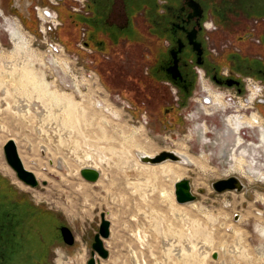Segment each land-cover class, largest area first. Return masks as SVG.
I'll return each instance as SVG.
<instances>
[{
	"label": "rangeland",
	"instance_id": "1",
	"mask_svg": "<svg viewBox=\"0 0 264 264\" xmlns=\"http://www.w3.org/2000/svg\"><path fill=\"white\" fill-rule=\"evenodd\" d=\"M64 9L71 12L67 7ZM24 11V0H0V54L7 57L14 49L16 37L23 33L31 41L30 47L36 52V57L42 56L40 59L45 61V65L35 64L36 71L44 74L52 89L57 88L58 92L70 95L79 104L76 115L80 127L79 132L72 130L70 126L67 131H60V119L64 120L66 117L63 113H59V120L51 116L44 123H39L33 116L24 119L16 117L10 110H1L0 123L6 130L0 136V185L10 190L11 193L7 194L12 198L17 199V191L26 197L24 200L31 201V204L38 203L46 211L43 218L53 214L58 218L60 227L66 226L71 230L75 238L72 246L65 245L60 235V261H67V264H86L90 258L93 237L98 232L100 215L103 213L111 226L108 242L104 241L109 257L106 260L101 259V264H179L181 261L175 258L176 253L181 250L191 253L192 248L194 253L198 251L203 253L202 257H207L199 264H264V252H261L264 251V167L258 163V158L251 151L252 145L259 144V127L244 126L238 134L241 137L239 139L243 141V146H250L245 148L246 153L241 148L235 149L231 135H225V123L221 116L223 111L211 110L208 115L201 113L202 107L196 102L201 98L198 81H194L190 93L185 95L167 81L155 83L152 88L155 92L152 94L159 96L158 99L162 100V103L159 101L161 106L157 109L154 105L155 109L150 107V111L145 107L148 112H144V107H138L139 103H135L133 95L123 91L132 87L135 78L151 71L152 65L142 59L140 49H125L123 58L106 60L111 68L102 64L98 66L99 60H104L109 54L95 51L97 49L91 46H86L85 49L78 47L79 42L85 44L88 38V34L85 38L86 33L81 30L85 26L82 23L80 29L78 28L79 37L74 45L76 48L71 46L65 49L59 45L55 46L56 50L53 47L48 50L50 44H61L62 35H67V31H64L67 26L64 23L66 21L65 24H69L68 20L62 21L59 32L46 33L47 43H42V35L36 31L38 26L22 21L20 14L25 13ZM61 50L66 55L69 68L53 70L48 66V56L55 57ZM8 57L10 60L11 57ZM107 70L113 78L107 79ZM5 78V87L8 86L7 90L11 94L6 99L8 102L3 100L0 106L4 102L12 106L16 97L23 101L26 96L17 94L23 89H18L16 78ZM150 80L153 81L151 77ZM12 83L14 87L11 86ZM206 83L224 93L226 98L231 97L236 104L238 101L244 103L245 93L234 94L233 90H226L210 82L208 78ZM96 99L106 101L119 114V118L110 120L111 115L106 111L94 110ZM169 105L175 108L176 115L171 121H168L170 118L163 112V108ZM82 107L88 111L86 120L82 118ZM255 107L264 111L263 103L258 102ZM255 111L257 112L255 108H249L246 115ZM239 113L244 112L241 110ZM239 113L236 111L235 114ZM92 115L95 116L93 123ZM101 115L108 118L111 127L110 129L109 125L105 126V142H102L98 127V123H102L99 122ZM243 117L245 119V113ZM40 125L45 130L41 135L37 134ZM122 128L128 134L139 129V140L145 144L152 143L150 152L153 155L161 151L174 152L180 146L198 163L200 160L197 157L201 153L208 155L206 163L203 162V170L197 165H188L186 175L181 177L191 182L192 192L196 196L193 203H197L196 205H191L192 202L184 205L175 202L174 194H171L175 182L171 177L160 176L159 172L156 176L150 173L148 175L145 174L146 170L136 169L134 165L130 168L129 164L134 162L132 159L120 170L114 166L117 158L111 147L119 151L117 146ZM10 137L15 140L19 157H23L31 170L40 173V185L36 189L20 183L7 166L2 141H7ZM101 146L104 147L102 150ZM232 147L237 156L244 157L243 169L248 177L232 170V159L229 156ZM86 153L94 154L96 161L94 160L93 165L100 172L95 183H88L79 175L80 166L85 163L81 158ZM60 159L68 165L67 168L59 169L57 163ZM137 161L141 162L138 157ZM5 166L13 175L4 171ZM231 176L239 180L242 187L240 191L217 193L213 190V182ZM156 179H159L158 182ZM42 181H46V185H42ZM101 183L106 185L105 191L100 189ZM5 197L8 199V196ZM28 207L31 208L30 204ZM213 254L217 258H213ZM191 262L198 264L190 257L183 263Z\"/></svg>",
	"mask_w": 264,
	"mask_h": 264
},
{
	"label": "flooded vegetation",
	"instance_id": "2",
	"mask_svg": "<svg viewBox=\"0 0 264 264\" xmlns=\"http://www.w3.org/2000/svg\"><path fill=\"white\" fill-rule=\"evenodd\" d=\"M71 2L76 5V0H24L25 13L20 14L21 19L28 25L38 26V7L48 6L57 12L58 17L61 7L67 6L73 16H80L85 20L86 27L81 30L88 34L95 48L140 49L142 59L152 65L151 71L149 69L150 72L135 78L132 87L123 91L128 95L131 93L135 103H139L138 107H144V112L150 111V107L153 110L159 109L162 103L159 96L152 94L155 91L150 85L151 80L149 81L150 77L155 81L154 71L157 69L159 73L156 76L164 75L169 79H160L156 83L167 81L175 88L177 86L173 83H180L182 88L179 91L183 95L194 81H198L201 98L196 102L202 107L201 113L208 115L211 110L223 111L221 116L225 125L233 129L235 138H238L233 147L246 151L238 135L244 127L240 120L244 113L235 114L244 108L207 84L206 78L238 95L245 93L243 79L246 78H252L264 88V0H85L78 11L71 9ZM60 23L62 26L61 21ZM105 60H111V56L108 55ZM174 60L181 76L176 80H172L167 72ZM196 68L201 73L200 79ZM105 74H108L107 79L113 78L108 70ZM148 81L150 84L144 83ZM227 82L232 84L229 86ZM175 88L172 89L174 92ZM153 98L155 101H152ZM262 98L259 101L264 104V94ZM259 101L255 103L258 104ZM256 104L254 108L263 119L264 111L255 107ZM174 109L170 105L163 108L165 116L170 118L168 121L176 117ZM229 114L230 117H226ZM247 123L249 127L250 122ZM233 147L229 151L232 166L233 157L237 156ZM2 186L0 185V264H58V218L53 214L43 218L46 211L38 203L31 204V201L24 200L25 196H21L15 189L17 199L12 198L7 194L10 190Z\"/></svg>",
	"mask_w": 264,
	"mask_h": 264
},
{
	"label": "bare ground",
	"instance_id": "3",
	"mask_svg": "<svg viewBox=\"0 0 264 264\" xmlns=\"http://www.w3.org/2000/svg\"><path fill=\"white\" fill-rule=\"evenodd\" d=\"M30 44H31V41L23 33H21L20 36L16 37V42L14 44V49L9 52L10 53L8 55L9 57L7 56L8 58L11 57V59L9 60V59H7V57H5V56L0 54V92H1V94H0V102L3 101V100L7 101L6 99L8 97H10V94H11V93H9L10 91H8L9 89L7 90L8 86H7V88L5 87V82H6V80H5L6 78L5 77H7L8 79L9 78H11V79L13 78L14 79V77H15L16 78L15 83L18 86V89H23L22 92H18V93L16 92V93L20 94L19 96L22 95V97L26 96V97H24L23 101L21 99L19 101V99L16 97L15 101H14L15 104H13L12 106L9 103H7L8 101L4 102L3 105L0 106V111L1 110H3V111L4 110H8L9 111L10 110L16 117H20V118L23 117L24 119H25V117L33 116L34 118H36L39 121V123H44L45 119H47V118L50 119L51 116H54L55 118H57L59 120L60 119V118H58L59 117V113H63L66 117H65L64 120L60 119L61 124L58 126L59 130L60 131L61 130H66L67 131V127L70 126L72 130H75V131L78 130V132H79V127H80L79 126V120H78V117L76 115L77 111L79 110L78 109L79 104H77L76 101L73 100L70 95L58 92L57 88L56 89L55 88L52 89L50 87L51 83L46 81V78L44 77V74L41 73L40 70H39L40 73H38L36 71L35 64L45 65V61L43 59H40L42 56L41 57H39V56L36 57V55H35L36 52L33 51V49L31 50ZM56 45H58V44H56ZM53 48L56 50L55 46ZM62 50L60 51L59 54L58 53L55 54V57L51 58L50 56H48L47 60H48V63L50 64L48 66L51 67V69L57 70V69L69 68L68 67L69 63L67 62V58L65 57L66 55L63 53L64 50L63 51ZM45 57H46V54H45ZM58 66H59V68H58ZM10 80H9V82H10ZM15 83H14V85H15ZM11 86H13V83H12ZM263 89L264 88H262V90ZM237 98H239V97H237ZM253 98H255V95L254 96L251 95L248 99L244 98V103L243 104L240 101L237 100L239 102V105H241L242 108L245 109V110L243 109V112L245 114H247L249 108L254 109V104L255 103H253V104L250 103V101ZM96 100L94 102V108H95L94 110L97 109V110H99V112H102L103 110L106 111L108 113V115H111L110 116V120L113 119V118H119V114L115 110H113L110 106H108L106 101H102V100H97L96 101ZM90 101H92V100H90ZM87 113H88V111H86L82 107V118H84V120H86V114ZM253 113L247 115V118L249 117L247 119V121L250 122V126L249 127H251V128L259 127L260 133H259V137H258L259 144L258 145H252V150L251 151L258 158L257 159L258 163L261 166L264 167V129H263L264 128V122H263L264 118L262 117L263 119H261L259 117L260 114L258 115V113L256 111H255L254 114ZM8 115H10V114H8ZM239 115H240V113H239ZM242 118L240 119V120L243 121L242 125L248 127V123H247V121H245L246 119L244 120ZM107 119L108 118L104 117V115L103 116L101 115L99 117V120H100L99 122H102V123H98V127L100 128L99 131H101V134H102V136H101V139H103L102 142H105V140H104L105 139V135H104L105 134L104 133L105 126L107 127L109 125V127H110V124L108 123ZM94 120H95V116L92 115L91 116V123H93ZM89 122H87V123H89ZM261 124H263V125L261 126ZM224 126H225V129H226L225 135L226 136L227 135H231L232 143L234 144L236 142V139H238V138H235L234 130L229 128L227 125H224ZM51 127H52V124H51ZM110 129H111V127H110ZM5 130H4V125L0 123V136L3 135ZM108 131L110 132V130H108ZM41 132H45V130L40 125L39 132H37V134L41 135ZM139 133H140V130L138 129V130L130 131V134H128V132L125 131L122 128V131L120 133L121 134L120 135L121 139L119 140V143H118L119 145L118 144H117L118 146L116 145L117 147H119V151L117 149H115L114 147H111L112 153H114L116 158H117V162L114 163V166L118 170L123 168V166H125L129 162V159H132L134 162L129 164L130 168H132L133 165H134V168L136 167V169L143 170V171L146 170L147 173L145 172V174L150 173L152 176H156L158 174V172H159L160 176L162 175L165 178L171 177L174 180V182H175L178 179H180L181 177L186 175V171H187V167L186 166H188V165H194V166L197 165L201 169L204 167L203 166L204 165L203 162L206 161L208 155L206 153H201L199 155L200 157H197L200 160L199 163H201V164H199L198 161H196L194 158H192V157H190L189 155L186 154V152L184 151V147L183 146L182 147L181 146L178 147L177 151H174V152L176 154H178V155L183 157V159L186 161L185 165L181 164L179 162L171 163V161H165V162H162V163H159V164H149V163L138 162L137 161V157L139 158V156H142V155L154 156L150 152L151 151L150 149L153 147L152 143H148V144L141 143V141L138 138V134ZM69 134H70V132H69ZM78 134L80 135V133H78ZM92 134H93V132H92ZM10 139L14 140L13 137H10L7 140H10ZM3 142L5 143L6 141L4 140V141H2V143ZM102 144L104 145V143H102ZM111 144H113V143H111ZM106 145H107V142H106ZM248 147L244 146V148H248ZM97 148H98V146H97ZM100 148L102 150V148H104V147L101 146ZM108 149H110V148H108ZM236 157H233L234 165H233L232 170L238 171V172H240V174L242 173L246 177L247 173L243 172V165H244L243 160H244V157L243 158L239 157V156H236ZM21 160L23 162L24 167L27 170L32 171L33 174L35 175V177L38 179V177H40L39 176L40 173H38V172H36L34 170H31L28 167V165L25 162V160L23 159V157H21ZM81 160L85 161V163H83L82 166H80L81 168L89 166V167L98 169L95 165H93V163L96 161L94 159V154L92 155V153H90V154L86 153L85 156H82ZM261 161H263V162L261 163ZM57 164L59 165V169L60 168H67V166H68V165H66V163L62 159H60ZM4 171L8 172L11 175H13V173H11V171L6 166L4 167ZM67 174H68V172H67ZM145 177H147V176L145 175ZM158 180H157V182H158ZM17 183L21 186V184L19 182H17ZM162 184H163V182H162ZM99 186H100V189H102L103 191L106 190V185L105 184L101 183V185H99ZM168 192H170V190ZM165 194H167V193H165ZM171 194H173V190L171 191ZM196 204L193 203V202L191 203V205H196ZM106 242H108V240ZM191 250H192L191 253H188V251H186V250H181V252L176 253L177 257H175V258L177 260L181 261L179 264H184L183 262H185V260L188 259V257H190V259L192 261L195 260L196 263L198 262V264L201 263V262H204L203 260L205 258H207V257H204V256L202 257L201 256V255H203V253H198V251H197V253H194V249L193 248ZM261 252L263 253L264 251L262 250ZM206 255H207V252H206ZM262 255H264V253ZM66 262L67 261L62 263V261H60V259H59L58 264H65ZM191 264H192V262H191Z\"/></svg>",
	"mask_w": 264,
	"mask_h": 264
},
{
	"label": "water",
	"instance_id": "4",
	"mask_svg": "<svg viewBox=\"0 0 264 264\" xmlns=\"http://www.w3.org/2000/svg\"><path fill=\"white\" fill-rule=\"evenodd\" d=\"M174 57L175 55H173V58ZM167 72L171 76L172 80H176L181 77L176 60H174V63L168 67ZM231 84V82H227V85L230 86ZM259 102L263 103V101ZM3 154L7 166L11 169L20 183L32 189H36L40 185L39 180L35 177L33 172L27 170L24 167L23 162L19 157L17 146L14 140H7L3 144ZM139 160L142 163L149 164H159L165 161L186 164V161L182 156L171 151H161L154 156L142 155L139 156ZM79 175L84 181L88 183H95L100 177V172L97 169L88 166L82 167L79 170ZM41 184L46 185V181H42ZM173 188V194L177 204L184 205L196 200V196L192 192L191 182L188 179H178L175 181ZM212 188L217 193H222L225 191H240L242 189L239 180L235 176L213 182ZM110 226V221L107 220L105 218V214L102 213L100 215L98 232L94 235L93 242L91 244L92 250L90 253V258L87 260L86 264H101V259H108L109 253L105 247L104 241L110 237ZM60 235L62 242L65 245L72 246L74 244L75 238L68 227L61 226ZM213 258H217V255L213 254Z\"/></svg>",
	"mask_w": 264,
	"mask_h": 264
},
{
	"label": "built area",
	"instance_id": "5",
	"mask_svg": "<svg viewBox=\"0 0 264 264\" xmlns=\"http://www.w3.org/2000/svg\"><path fill=\"white\" fill-rule=\"evenodd\" d=\"M75 1V0H73ZM85 0H76V5H72L71 2V9L73 11H78L80 7L84 5ZM61 2V0H59ZM53 3V2H52ZM54 4L56 2L54 1ZM77 6V7H76ZM36 14H37V20H38V31L42 35L43 40H41L42 43H47L45 39V35L48 32H57L58 27H60L61 23L57 17V12L55 10H52L48 6H43V7H38L36 9ZM58 42V41H56ZM54 45L58 44L62 48H64L63 45L59 43H53ZM54 45L50 44L48 50L50 47H54ZM78 47L80 49H85L86 45L84 43L79 42ZM198 75V79L201 78V73L200 71L196 68L195 69ZM244 85H245V94H246V99H248L251 95H255V98H253L250 103L253 104L255 101L257 102L258 100L262 99L263 97V90L262 86L252 78H246L243 79ZM245 98V97H244ZM247 127V126H245ZM250 144V143H249Z\"/></svg>",
	"mask_w": 264,
	"mask_h": 264
},
{
	"label": "trees",
	"instance_id": "6",
	"mask_svg": "<svg viewBox=\"0 0 264 264\" xmlns=\"http://www.w3.org/2000/svg\"><path fill=\"white\" fill-rule=\"evenodd\" d=\"M64 7L66 8L67 6H63V8H61L58 11V15H59L58 17H59V20L61 22L63 20L64 21L65 20H68V23L69 24L66 25L65 24L66 21H65L64 25L67 26L68 29L66 27H64V29H65L64 31H67L66 32L67 35L66 34L65 35H62L63 38L61 37L62 38L61 39V42L60 41L59 42L64 46L65 49L66 48L68 49V47L74 46L75 43L78 41V37H79L78 28L80 27V25H82V23H85V20L82 17H80V16L79 17L73 16V13L72 12H69L68 9L67 10L64 9ZM61 27L62 26H60L58 28L57 32H59V30H60ZM86 36H87V34L85 35V38H86ZM86 39H87V41H85V44L87 46H91L92 48L97 49L95 51H104V52H107L109 54V56H111V59L112 60L116 59L117 57L118 58L119 57L120 58H123V53L125 52L124 51L125 49H123V48L98 49V48H95L94 47L93 42L89 38H86ZM103 62H104L105 65H108L107 67H110V64H106L108 62L105 59L104 60L100 59L99 62L97 63V65L99 66V64H103ZM115 66H116V64H115ZM158 73H159V70L158 69L156 71H154V77H155L154 79H155V81L153 80L151 82V84L149 83V81L147 83H149L150 85L153 86L156 83V81H159L160 79H164V80H168L169 79V77H165L164 75H162V76H156ZM173 84H175L177 86V89H180L181 90L182 86L180 85V83H173ZM190 91H191V87L189 88V90H188V92L186 94H189Z\"/></svg>",
	"mask_w": 264,
	"mask_h": 264
}]
</instances>
